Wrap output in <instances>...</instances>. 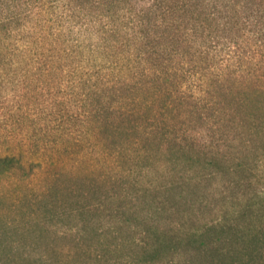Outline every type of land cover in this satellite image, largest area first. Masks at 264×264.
<instances>
[{
	"label": "trees",
	"instance_id": "trees-1",
	"mask_svg": "<svg viewBox=\"0 0 264 264\" xmlns=\"http://www.w3.org/2000/svg\"><path fill=\"white\" fill-rule=\"evenodd\" d=\"M66 24L122 63L92 120L119 168L0 228V264H264V0H0V82L23 55L16 37ZM15 163L0 157V175Z\"/></svg>",
	"mask_w": 264,
	"mask_h": 264
},
{
	"label": "rangeland",
	"instance_id": "rangeland-1",
	"mask_svg": "<svg viewBox=\"0 0 264 264\" xmlns=\"http://www.w3.org/2000/svg\"><path fill=\"white\" fill-rule=\"evenodd\" d=\"M91 33L66 24L52 28L43 40L37 36L33 44L14 40L23 55L0 82V157L15 158L17 167L0 175V228L30 226L45 213L48 193L68 207L81 196L89 174L109 179L118 171L116 151L103 149L92 120L102 104L110 103L111 98L100 100L101 88L117 81L122 63ZM252 84L263 85L264 78ZM263 177L252 178L253 184L264 189ZM231 178L216 179L219 197L211 201L220 200L223 182ZM76 224L77 218H68L51 230L60 236Z\"/></svg>",
	"mask_w": 264,
	"mask_h": 264
}]
</instances>
